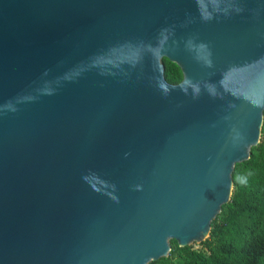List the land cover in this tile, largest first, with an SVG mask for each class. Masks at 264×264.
<instances>
[{"label":"water","instance_id":"1","mask_svg":"<svg viewBox=\"0 0 264 264\" xmlns=\"http://www.w3.org/2000/svg\"><path fill=\"white\" fill-rule=\"evenodd\" d=\"M263 111L264 0H0V264L201 243Z\"/></svg>","mask_w":264,"mask_h":264},{"label":"trees","instance_id":"2","mask_svg":"<svg viewBox=\"0 0 264 264\" xmlns=\"http://www.w3.org/2000/svg\"><path fill=\"white\" fill-rule=\"evenodd\" d=\"M161 63L165 81L178 84L179 68L165 58ZM231 180L229 200L198 248L170 240L167 257L148 264H264V111L258 143L247 160L234 165Z\"/></svg>","mask_w":264,"mask_h":264},{"label":"rangeland","instance_id":"3","mask_svg":"<svg viewBox=\"0 0 264 264\" xmlns=\"http://www.w3.org/2000/svg\"><path fill=\"white\" fill-rule=\"evenodd\" d=\"M192 245H194V248L196 249L198 248V244H192Z\"/></svg>","mask_w":264,"mask_h":264}]
</instances>
